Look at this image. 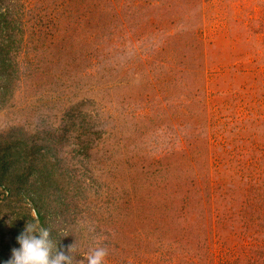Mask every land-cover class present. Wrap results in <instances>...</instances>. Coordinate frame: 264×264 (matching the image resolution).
Returning a JSON list of instances; mask_svg holds the SVG:
<instances>
[{
    "label": "rangeland",
    "instance_id": "rangeland-1",
    "mask_svg": "<svg viewBox=\"0 0 264 264\" xmlns=\"http://www.w3.org/2000/svg\"><path fill=\"white\" fill-rule=\"evenodd\" d=\"M2 4L16 53L0 143L31 136L60 157L42 197L60 250L75 243L79 261L101 240L107 264H264V0Z\"/></svg>",
    "mask_w": 264,
    "mask_h": 264
},
{
    "label": "trees",
    "instance_id": "trees-1",
    "mask_svg": "<svg viewBox=\"0 0 264 264\" xmlns=\"http://www.w3.org/2000/svg\"><path fill=\"white\" fill-rule=\"evenodd\" d=\"M13 14V8L2 4V0H0V31L9 33L5 40L9 49L0 43V89L3 90L0 93L2 96L5 95L4 89L6 90L3 80L5 82L12 80L11 74L14 70L12 67L16 46L12 48V43L15 41L13 34L10 33V26L14 22ZM12 135L17 136V134ZM20 138L0 143V185H4L8 194L7 203L13 206L11 207L14 213L13 225L9 229L7 228L5 234L8 236L7 241L0 234V261L10 259L12 249L20 247L17 237L24 231L27 223L34 222L31 209L45 227L49 224V212L56 210V208H50L45 204L42 197L44 190L49 188L54 190L59 183L58 174L61 172L58 162L60 157L53 152L52 147L38 145L31 136L30 140H20ZM28 201L32 203V207L20 208L21 203H28ZM1 206L2 204H0ZM2 225L0 223V227ZM5 228L3 225V235L6 231Z\"/></svg>",
    "mask_w": 264,
    "mask_h": 264
},
{
    "label": "clouds",
    "instance_id": "clouds-1",
    "mask_svg": "<svg viewBox=\"0 0 264 264\" xmlns=\"http://www.w3.org/2000/svg\"><path fill=\"white\" fill-rule=\"evenodd\" d=\"M33 218L34 222L27 223L17 237L20 247L12 249V255L5 264H107L109 253L106 247L101 246V240L96 241V246L90 248L84 259L77 261L72 255L76 251L75 243L68 246L67 252L60 250L52 237V230L43 227L35 214Z\"/></svg>",
    "mask_w": 264,
    "mask_h": 264
}]
</instances>
